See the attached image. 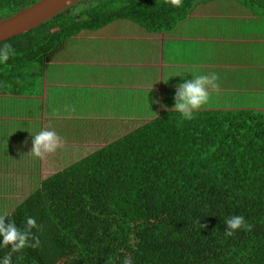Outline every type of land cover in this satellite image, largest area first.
<instances>
[{"label": "trees", "instance_id": "trees-1", "mask_svg": "<svg viewBox=\"0 0 264 264\" xmlns=\"http://www.w3.org/2000/svg\"><path fill=\"white\" fill-rule=\"evenodd\" d=\"M39 1L0 0V18ZM195 1L82 0L0 43L15 49L0 63V96L21 94L19 86L80 34L115 21L169 32ZM237 1L264 13V0ZM32 189L7 215L21 227L35 217L41 244L14 253V264H122L125 255L135 264H264V112L198 110L184 120L165 110ZM233 215L253 227L225 238Z\"/></svg>", "mask_w": 264, "mask_h": 264}, {"label": "crops", "instance_id": "crops-1", "mask_svg": "<svg viewBox=\"0 0 264 264\" xmlns=\"http://www.w3.org/2000/svg\"><path fill=\"white\" fill-rule=\"evenodd\" d=\"M258 12L237 0H197L169 32L121 22L115 36L100 35L109 25L65 42L21 94L0 96V153L15 152L14 160H0V194L13 187L6 179L30 176L35 186L48 177L43 162L49 158L76 157L83 146L102 148L117 136L102 141L106 135L86 132L135 128L175 110L176 85L195 75H220V88L209 90L199 110L264 112V13ZM50 128L63 137L62 147L43 159L33 156L32 135ZM19 154L28 158L17 161Z\"/></svg>", "mask_w": 264, "mask_h": 264}, {"label": "clouds", "instance_id": "clouds-1", "mask_svg": "<svg viewBox=\"0 0 264 264\" xmlns=\"http://www.w3.org/2000/svg\"><path fill=\"white\" fill-rule=\"evenodd\" d=\"M172 3L179 6L181 0H172ZM14 55L15 49L12 45H4L0 48V63L7 62ZM192 77V79H186L176 85L174 109L180 113L184 120L194 119L197 111L208 103L211 96L209 90L220 88V75L215 71ZM32 137L33 146L29 153L40 159H43L46 154L56 152L63 144V137L51 128L40 130ZM6 218H8L7 223H5ZM197 224L200 228L206 227L199 221H197ZM225 225V238L233 237L239 230L251 231L253 227L243 215H233L226 218ZM40 228L41 226L37 223L36 218L32 216L27 217L26 222L21 227L10 216L0 215V249L11 246L9 252L0 257V264H14V253L22 252L29 247L38 248L41 241L35 235L33 229L40 230ZM17 259H20V257H17ZM122 264H135V260L131 255H125Z\"/></svg>", "mask_w": 264, "mask_h": 264}, {"label": "rangeland", "instance_id": "rangeland-1", "mask_svg": "<svg viewBox=\"0 0 264 264\" xmlns=\"http://www.w3.org/2000/svg\"><path fill=\"white\" fill-rule=\"evenodd\" d=\"M160 0H156V2H158ZM253 12L255 13H259V8L258 9H255V10H252ZM123 22V21H115L113 22L112 24H110V29H106L104 31H102L100 33L101 36H103V38H109L111 36H115L117 35V29L120 25V23ZM128 24H126V26L129 25L130 22H127ZM132 25V23H131ZM139 28V27H138ZM105 34V35H104ZM78 37V36H76ZM65 44V43H64ZM62 48V47H61ZM68 67V66H67ZM69 72L72 73V71L69 69ZM19 89L22 91V89H25V87L23 85L19 86ZM28 91V90H27ZM167 95H169V93H167ZM82 125V123H80ZM59 126V124H58ZM123 126V125H122ZM141 124H138V125H135V128L136 127H140ZM98 127V126H97ZM114 126L111 127H105V130H103L102 132H100L98 129H101V127H98L96 128L95 132H86L87 134L88 133H95V136L96 135H106L105 138H103V140L101 138H98L99 140H106L108 139L109 137L111 136H114V135H117L119 138L125 136L126 134L130 133L131 131L135 130V128H128V126L126 127L123 126V128L121 130H118L115 131V128H113ZM117 136H114L113 139H111V141H115L118 139ZM73 137V136H72ZM100 147H95V148H92L91 150L88 149V147H82L80 148L83 149L81 151V153L79 155H77L76 157H72V156H68V155H63V157H61L60 159L57 160V163L56 161H52L51 158H49V162H43V167H45L44 169V176L47 177L49 175H52L64 168H66L67 166L71 165L72 163H74L76 160L79 159V157H82L83 154L86 155L88 152L90 151H93V150H96V149H99ZM10 148H7L6 151H1L0 153V160L2 161H12L14 160L13 159V155L15 152H13L12 150H9ZM74 149H71V150H68L67 152H70L71 155H73V151ZM16 160L17 161H21V158H28V156H24V157H20V154L19 156H15ZM18 163H21V162H18ZM56 163V164H55ZM44 177V178H45ZM19 178H15V179H6L5 181H8L13 187H11L9 190H8V193L6 194H0V215H7L8 213H10L11 211L14 210V207L20 202L22 201L29 192H31L33 189V184L36 183V180L35 178L33 177H26V178H23L20 182H19ZM1 182L3 180H0ZM5 183V182H4ZM3 188V187H2ZM8 189V188H7ZM3 203V204H1Z\"/></svg>", "mask_w": 264, "mask_h": 264}, {"label": "water", "instance_id": "water-1", "mask_svg": "<svg viewBox=\"0 0 264 264\" xmlns=\"http://www.w3.org/2000/svg\"><path fill=\"white\" fill-rule=\"evenodd\" d=\"M82 0H41L17 14L0 18V43L31 32Z\"/></svg>", "mask_w": 264, "mask_h": 264}]
</instances>
